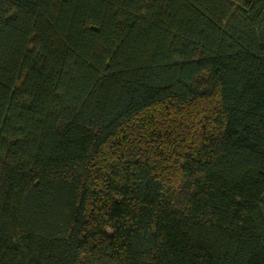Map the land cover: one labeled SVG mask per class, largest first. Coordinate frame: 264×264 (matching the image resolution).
<instances>
[{
  "label": "trees",
  "instance_id": "16d2710c",
  "mask_svg": "<svg viewBox=\"0 0 264 264\" xmlns=\"http://www.w3.org/2000/svg\"><path fill=\"white\" fill-rule=\"evenodd\" d=\"M0 264H264V0H0Z\"/></svg>",
  "mask_w": 264,
  "mask_h": 264
}]
</instances>
